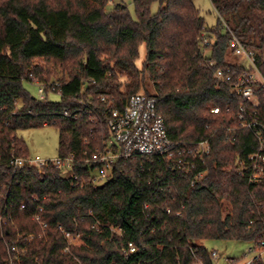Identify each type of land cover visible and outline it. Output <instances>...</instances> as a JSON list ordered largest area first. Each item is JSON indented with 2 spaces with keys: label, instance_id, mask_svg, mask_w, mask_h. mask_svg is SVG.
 <instances>
[{
  "label": "trees",
  "instance_id": "trees-1",
  "mask_svg": "<svg viewBox=\"0 0 264 264\" xmlns=\"http://www.w3.org/2000/svg\"><path fill=\"white\" fill-rule=\"evenodd\" d=\"M132 1L135 19L123 5L105 12L109 0H0V264H213L198 241L261 240L264 185L239 173L259 139L247 130L236 131L234 142L227 139L244 101L213 71L230 63L231 33L264 50V0H210L218 15L211 31L193 0ZM154 2L159 8L151 14ZM202 33L212 41L208 46ZM31 80L58 82L62 97L31 96L24 88ZM136 93L155 97L179 147L209 140L208 155L189 157L196 171H206L193 186L163 161L140 157L116 162L102 186L92 182L95 167L86 164L75 166L74 187L54 167L11 166L13 158L29 157L18 131L54 125L58 154H81L91 125L82 113L76 119L61 113L76 112L78 99L101 106L105 97L120 107ZM257 94L264 125V91ZM215 107L218 114L211 112ZM39 208L44 232L33 220ZM96 221L98 231L91 228ZM74 228L80 244L64 252L61 230ZM128 243L136 251L126 257Z\"/></svg>",
  "mask_w": 264,
  "mask_h": 264
},
{
  "label": "built area",
  "instance_id": "built-area-1",
  "mask_svg": "<svg viewBox=\"0 0 264 264\" xmlns=\"http://www.w3.org/2000/svg\"><path fill=\"white\" fill-rule=\"evenodd\" d=\"M212 41L205 33H202V44L208 46ZM229 65L213 71L216 81L224 83L230 88L232 94L240 97L244 103L240 104L236 113L237 125L234 128H227V139L234 142V133L240 130H247L254 133L259 139L258 150L251 153L246 160L240 162L239 173L246 174L248 182L253 185H264V125L258 116L259 98L258 91H264V50L247 47L231 33L230 48L228 52ZM209 66L215 62L210 61ZM32 77V76H31ZM26 84L36 88L39 100H45L51 96L61 98L62 90L56 81L41 82L38 80L26 81ZM101 106H95L83 99H78L80 106L76 112L67 110L61 115L65 118L76 119L79 113L83 114L89 121L91 129L85 137V145L89 146L82 151L81 160L75 152L60 154L52 160L34 158H13L11 166L16 169L32 167L41 172L44 168L54 167L65 179L70 180L71 187L79 185V176L74 172L78 164H86L95 167L91 173V180L96 181L108 179L113 172V166L120 160L143 158L147 160L163 161L170 170L179 171L190 177V185L201 180L206 171H196L195 165L189 157L202 159L210 153L209 140H203L194 144L193 149L186 150L179 147L177 143L168 137L165 121L158 112L157 100L155 97L136 93L131 95L126 102L117 107L114 102L108 101L105 97L99 98ZM228 110V108H227ZM220 109L215 107L211 110L218 114ZM98 170V176H93V171ZM36 201V200H35ZM24 209V205L21 206ZM33 215V220L38 223L42 232L47 228V223L42 219L39 212ZM81 221L83 218L80 219ZM96 221L92 229L98 231L100 226ZM66 242L64 252L70 247L80 244V233L76 228L72 230H61ZM120 234V230L117 231ZM35 236L28 235V240ZM261 240L257 243H250L248 254L252 257L241 264H253L255 261H264V229L261 233ZM14 250V248H12ZM136 251L132 243L122 248L123 254L127 257ZM212 258L216 253L211 252Z\"/></svg>",
  "mask_w": 264,
  "mask_h": 264
},
{
  "label": "rangeland",
  "instance_id": "rangeland-1",
  "mask_svg": "<svg viewBox=\"0 0 264 264\" xmlns=\"http://www.w3.org/2000/svg\"><path fill=\"white\" fill-rule=\"evenodd\" d=\"M193 4L199 11L200 16L204 19L205 29L209 31L214 30L218 22V15L214 10L210 0H193ZM117 5L125 6L129 11L132 19L136 18L132 0H109L107 5L105 6V12H110ZM158 8L159 4L157 2L152 3L150 6L151 14H155L158 11ZM209 35L211 36L213 34L209 33ZM144 55L145 48L144 46H141L140 57L137 60L138 65L142 63ZM204 55L205 57H210V50H205ZM36 62L40 65L44 64L41 61ZM24 88L30 93L31 96L37 98V91L35 87L24 84ZM148 91L151 93L153 92L150 85H148ZM49 100L57 102L59 98L51 96L49 97ZM90 129L91 127L89 128V131ZM17 137L26 144L28 155L30 158L38 156L42 159L52 160L59 155L58 149L60 136L57 127H55L54 125H44L38 128L20 130L17 132ZM85 137L83 138L84 144ZM77 155L80 157L78 159L81 160V154L77 153ZM98 174V170L93 171L94 177L98 176ZM105 183L106 179H101L96 181V186H102ZM198 244L203 245L209 254H211V252L213 251L216 253V257L212 259L213 264H234V262H232L231 260H237L235 264H241L242 262L248 261L252 257V254L247 253L250 247V243L244 241L207 240L202 242L198 241ZM195 264L201 263L196 261Z\"/></svg>",
  "mask_w": 264,
  "mask_h": 264
}]
</instances>
